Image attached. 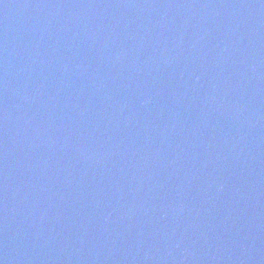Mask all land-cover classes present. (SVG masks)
Here are the masks:
<instances>
[{"label": "water", "instance_id": "1", "mask_svg": "<svg viewBox=\"0 0 264 264\" xmlns=\"http://www.w3.org/2000/svg\"><path fill=\"white\" fill-rule=\"evenodd\" d=\"M0 264H264V0H0Z\"/></svg>", "mask_w": 264, "mask_h": 264}]
</instances>
